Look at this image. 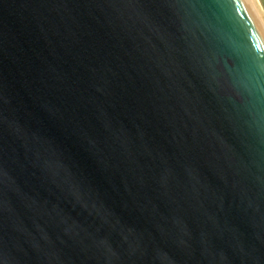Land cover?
I'll return each mask as SVG.
<instances>
[{
  "label": "water",
  "instance_id": "95a60500",
  "mask_svg": "<svg viewBox=\"0 0 264 264\" xmlns=\"http://www.w3.org/2000/svg\"><path fill=\"white\" fill-rule=\"evenodd\" d=\"M0 264H264L248 0H0Z\"/></svg>",
  "mask_w": 264,
  "mask_h": 264
},
{
  "label": "bare ground",
  "instance_id": "6f19581e",
  "mask_svg": "<svg viewBox=\"0 0 264 264\" xmlns=\"http://www.w3.org/2000/svg\"><path fill=\"white\" fill-rule=\"evenodd\" d=\"M248 1H249V3H250L251 7L255 10L256 15L259 16V24L262 25V27H263V29H264V23H263L262 19L260 18V11L257 12V8H258V6L256 5V3H255L254 0H248ZM255 5L257 6V8H256ZM258 10H259V8H258Z\"/></svg>",
  "mask_w": 264,
  "mask_h": 264
},
{
  "label": "rangeland",
  "instance_id": "374dc122",
  "mask_svg": "<svg viewBox=\"0 0 264 264\" xmlns=\"http://www.w3.org/2000/svg\"><path fill=\"white\" fill-rule=\"evenodd\" d=\"M254 1L259 8V10L257 9V12L260 11L262 13V15H263L262 17L264 19V0H254Z\"/></svg>",
  "mask_w": 264,
  "mask_h": 264
}]
</instances>
